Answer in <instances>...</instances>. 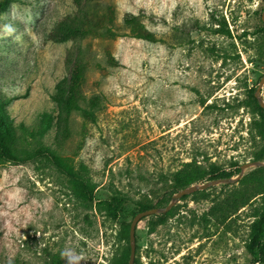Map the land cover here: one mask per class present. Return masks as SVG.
Returning a JSON list of instances; mask_svg holds the SVG:
<instances>
[{"label": "rangeland", "instance_id": "374dc122", "mask_svg": "<svg viewBox=\"0 0 264 264\" xmlns=\"http://www.w3.org/2000/svg\"><path fill=\"white\" fill-rule=\"evenodd\" d=\"M263 12L264 0L0 11V140L14 154L0 160V264H124L133 216L172 201L137 223L133 264H264L247 246L264 216ZM47 155L94 183L91 201Z\"/></svg>", "mask_w": 264, "mask_h": 264}, {"label": "trees", "instance_id": "16d2710c", "mask_svg": "<svg viewBox=\"0 0 264 264\" xmlns=\"http://www.w3.org/2000/svg\"><path fill=\"white\" fill-rule=\"evenodd\" d=\"M11 1H13V0H0V11L5 10ZM219 22H221V23H219L221 25V30L224 31V33L229 34L225 20L222 18ZM137 31H138L137 27L132 28V33H136ZM89 32L93 33V32H95V30L89 31ZM78 79H79V76H78L77 68H76V71L73 75V78L69 84V90H68V97L67 98H68V101H70L71 103L76 102V94H77V89H78ZM259 108L262 110L261 107H259ZM0 126H1V116H0ZM256 129H258V132L256 135L261 137V139L263 140L264 139V126L261 124V125H259V127L256 126ZM13 155L14 154L11 151L10 147L6 143H3L0 140V160H4V159L5 160H11V159H13L12 158ZM47 157L49 160L52 161V163L55 165V167H57L63 174H65L72 181V183L76 187L77 194L79 197L85 198L89 201L92 200L93 191L95 189L94 183H92L91 181L86 180L83 177L79 176L77 173L73 172L71 169L70 170L65 169L57 161H54L51 158H49L48 155H47ZM216 177L217 178L228 177V174H223V175H219ZM213 178H215V177H213ZM197 179H199V178L190 179L187 183L182 185L181 188L189 185L190 183L194 182ZM107 206L109 209V215L112 217H115L117 215V207H115L110 202L107 203ZM149 208H153V207L145 206L140 211L146 210ZM162 216H163L162 214L159 215V219ZM158 223H159V221L150 220L149 221V231L152 232ZM249 238H250V241L248 242L247 246L250 249V252L254 256H256V259H261V255L264 253V216L262 218H259L258 220H255L254 222H252V227H251V232H250ZM128 239H129V231H128ZM129 252H130V248L127 251L126 260H125L124 264H127V261L129 258Z\"/></svg>", "mask_w": 264, "mask_h": 264}, {"label": "water", "instance_id": "95a60500", "mask_svg": "<svg viewBox=\"0 0 264 264\" xmlns=\"http://www.w3.org/2000/svg\"><path fill=\"white\" fill-rule=\"evenodd\" d=\"M261 18H262V21L264 22V12H263ZM263 81H264V77L260 81V84H259L257 91H256V95L259 94L260 87H261ZM259 105L262 109H264V102L261 99H259ZM252 164H257V163L250 162L248 164H245L244 166H241V170L244 167H247V166L252 165ZM263 165H264V163H263ZM240 175H241V173L239 175H237L236 178H233V179H227V180L218 179V180H212V181L206 182L202 185H191L187 188H184V189L178 191L176 194L173 195V198H174V200H177L179 197H181L184 194L190 193V192L195 191L197 189H199V190L204 189L208 185H213V184H216V183H219L222 181L236 180L240 177ZM173 204H174V201L170 202L164 208H158V207L149 208L146 210L139 211L133 216V218L130 222V225H129V248H130V252H129V259H128L127 264H133V260H134V255H135V242H134V240H135V228H136L137 223L144 217L154 215L160 211L166 212Z\"/></svg>", "mask_w": 264, "mask_h": 264}, {"label": "clouds", "instance_id": "9594fccd", "mask_svg": "<svg viewBox=\"0 0 264 264\" xmlns=\"http://www.w3.org/2000/svg\"><path fill=\"white\" fill-rule=\"evenodd\" d=\"M70 264H71V262H70Z\"/></svg>", "mask_w": 264, "mask_h": 264}]
</instances>
